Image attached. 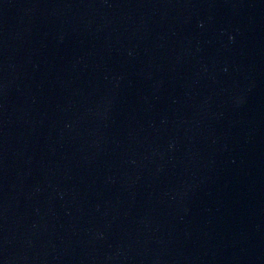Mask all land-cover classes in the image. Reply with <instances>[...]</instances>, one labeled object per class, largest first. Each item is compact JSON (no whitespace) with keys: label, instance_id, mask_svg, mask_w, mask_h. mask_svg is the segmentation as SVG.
<instances>
[{"label":"water","instance_id":"water-1","mask_svg":"<svg viewBox=\"0 0 264 264\" xmlns=\"http://www.w3.org/2000/svg\"><path fill=\"white\" fill-rule=\"evenodd\" d=\"M0 264H264V0H0Z\"/></svg>","mask_w":264,"mask_h":264}]
</instances>
